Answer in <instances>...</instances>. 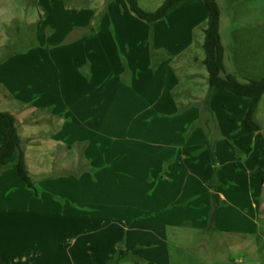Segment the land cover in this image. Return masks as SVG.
Returning a JSON list of instances; mask_svg holds the SVG:
<instances>
[{"label": "crops", "instance_id": "obj_1", "mask_svg": "<svg viewBox=\"0 0 264 264\" xmlns=\"http://www.w3.org/2000/svg\"><path fill=\"white\" fill-rule=\"evenodd\" d=\"M98 5L99 22H72L62 49L0 62V112L16 119L35 186L18 176L16 157L0 170L4 264H104L102 216L87 215L102 203L153 200L165 210L157 224H133L127 249L150 244L165 226L213 220L210 229L229 233L252 209L264 212V134L244 123L251 102L211 91L209 74L203 94L177 92V67L188 66L179 60L208 21L205 3L178 4L154 24L125 0ZM186 97L197 106L181 111ZM44 122L50 129H38ZM174 208L190 219L166 217ZM159 251L149 260L166 264Z\"/></svg>", "mask_w": 264, "mask_h": 264}, {"label": "rangeland", "instance_id": "obj_2", "mask_svg": "<svg viewBox=\"0 0 264 264\" xmlns=\"http://www.w3.org/2000/svg\"><path fill=\"white\" fill-rule=\"evenodd\" d=\"M102 1L104 0H0V62L13 56L20 60L24 55L44 56L52 50L62 49L67 41L63 42V36L66 29L72 27V22L79 17L87 21L91 18L90 22L95 24L99 22L102 15L95 16V10L97 7L103 10V6L98 5ZM164 1L139 0V5L147 12H154ZM216 1L221 11L220 36L225 50V72L236 76L241 82L264 79V0ZM206 12L208 14L207 8ZM206 26L207 24L204 28ZM204 28L197 30L192 48L179 60L188 65L181 69L177 67L179 94L186 91L203 94L206 88H210L209 83H204L208 71L201 62L206 57L203 49ZM193 74L196 75L191 78ZM14 77L11 75L12 81ZM245 100L250 103V100ZM181 101L187 104V107L179 108L181 111L196 105L190 103L188 97ZM258 111L255 122L260 125L264 134V96ZM41 128L48 130L50 126L44 122L40 123L38 129ZM40 189H37L39 194ZM145 201L141 200L130 208L124 203L114 208L108 203H102V207L96 212L87 209V215L91 217L102 216L103 234L100 237L105 243V250L102 251L105 256L104 264H157L149 259L156 260L157 256L161 259L159 250L163 249L167 252V256L162 258L166 259V264H264V212L258 216L253 209L250 217L240 220L243 224H240L241 228L229 233L210 229L213 220H208L206 228H202L199 222L203 220L195 219L189 220L194 221L195 227L189 224L165 226L164 234L152 236L148 240L150 244L138 245L137 242L133 249H127V244L134 241L131 233L134 223L157 224L165 217L162 216L165 210L159 202ZM186 212L188 211L182 208H174L171 212L166 211V217L180 216L183 223L190 219L186 217ZM86 232L89 233L88 230ZM94 253L99 252L87 251V254ZM100 258L93 256L95 263Z\"/></svg>", "mask_w": 264, "mask_h": 264}, {"label": "trees", "instance_id": "obj_3", "mask_svg": "<svg viewBox=\"0 0 264 264\" xmlns=\"http://www.w3.org/2000/svg\"><path fill=\"white\" fill-rule=\"evenodd\" d=\"M125 1L135 17L148 24H154L166 18L173 7L189 0H165L154 12L143 10L139 5V0ZM202 1L208 10L207 26L204 29L203 49L206 54L204 64L209 74V87L211 90L229 91L239 97L250 100L251 103L244 119L245 129L248 133H258L263 138L262 129L255 122V115L264 95V79L241 82L236 76L225 72V50L220 36L221 11L216 0ZM0 136L2 138L0 145V170L4 169L9 161L16 157L18 176L28 188L35 190V186L29 176L23 141L16 127V119L10 113L0 112ZM0 264H4L1 258Z\"/></svg>", "mask_w": 264, "mask_h": 264}]
</instances>
